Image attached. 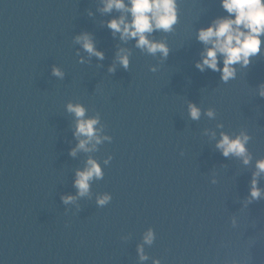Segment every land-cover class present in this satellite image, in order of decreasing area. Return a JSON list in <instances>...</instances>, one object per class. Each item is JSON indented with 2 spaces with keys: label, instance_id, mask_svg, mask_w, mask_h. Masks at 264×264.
<instances>
[{
  "label": "clouds",
  "instance_id": "clouds-1",
  "mask_svg": "<svg viewBox=\"0 0 264 264\" xmlns=\"http://www.w3.org/2000/svg\"><path fill=\"white\" fill-rule=\"evenodd\" d=\"M103 7L99 9L102 13H110L113 9L121 12L119 17L107 21V27L111 30L113 36L120 34V40L127 42L135 40V47L148 55H160L161 61L169 56V46L165 40H154L150 37L154 32L161 31L171 33L174 26L178 23L177 0H102ZM221 6L228 14L227 16L217 17L206 28H200L197 31V40L205 45L201 53V59L196 62L195 67L203 72L210 69L213 72L220 73V79L223 83H228L236 78V65L247 68L252 61L261 52V37L264 36V0H221ZM124 13L131 16L129 20ZM90 16L92 13L89 11ZM75 42L80 44L89 56H95L99 60L104 59V53L98 51L95 47L92 35L83 32L77 35ZM131 52L127 48H118L115 56V62L109 66L108 72L115 73L116 63H119L125 70L130 66ZM223 57V67L219 66V57ZM84 63L81 57L78 61ZM151 72H156V66H150ZM52 75L63 79L65 73L61 68L53 65ZM258 94L264 98V83L258 87ZM69 113L75 116V131L73 135L78 139L75 148L69 152L70 156H75L78 151L91 152L103 140H110V137L101 136L102 129L97 125L100 123L99 114L95 116H86L87 109L81 103H71L66 105ZM188 114L192 120L198 121L202 110L196 104L188 103ZM208 118L214 119L216 111L214 108H208L204 113ZM218 128H223L222 123L217 124ZM209 134V130L205 129ZM215 138L216 133H210ZM251 136L246 130H241L239 134L230 136L221 131L220 139L215 147L222 155L227 157H236L242 160L244 165L252 161V153L248 150L247 144ZM91 145V147H89ZM183 155V152L180 153ZM111 156L104 161L108 164ZM264 175V158L256 160L255 171L252 173L250 181L249 196L245 199V206L264 198V189H261L259 178ZM104 173L96 160L89 157L86 167L83 170L77 169L74 186L77 189L76 196L66 195L61 199L65 204L74 202L77 197H84L90 192V182L93 179H103ZM215 184L216 180L213 179ZM112 197L109 194H103L97 197V204L105 206ZM233 225L235 220L233 219ZM154 231L150 228L144 233L143 241L151 245L154 241ZM137 253L141 261L147 260L143 245L137 246ZM153 264H160L159 260H154ZM232 264H237L233 261Z\"/></svg>",
  "mask_w": 264,
  "mask_h": 264
}]
</instances>
